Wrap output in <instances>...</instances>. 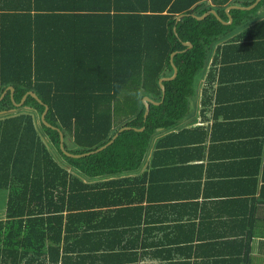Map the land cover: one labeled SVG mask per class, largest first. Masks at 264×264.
Instances as JSON below:
<instances>
[{
	"label": "trees",
	"instance_id": "obj_1",
	"mask_svg": "<svg viewBox=\"0 0 264 264\" xmlns=\"http://www.w3.org/2000/svg\"><path fill=\"white\" fill-rule=\"evenodd\" d=\"M253 1L0 0V94L6 89L0 97V188L6 189L0 264H138L143 249L162 245L146 240L148 229L141 235L139 226L97 223L96 214L119 204L140 217L133 205L142 198L135 195L143 193L146 169L140 170L148 156V168L154 163L160 131L187 112L214 46L209 65L224 42L264 37L258 12L264 0L230 8L229 23L212 13L194 15L214 9L227 21L228 5ZM179 13L185 14L176 20ZM173 51L176 74L162 81V92L159 78L173 73ZM212 72L209 67L206 84ZM29 90L43 103L27 94L15 106ZM144 95L158 101L149 103L145 117ZM44 103V118L54 127L40 119ZM123 125L131 128L99 151L75 157L60 147L59 130L63 148L82 153ZM101 232L140 242L113 248L99 243ZM152 252L175 264L171 255Z\"/></svg>",
	"mask_w": 264,
	"mask_h": 264
},
{
	"label": "crops",
	"instance_id": "obj_2",
	"mask_svg": "<svg viewBox=\"0 0 264 264\" xmlns=\"http://www.w3.org/2000/svg\"><path fill=\"white\" fill-rule=\"evenodd\" d=\"M258 12L263 18L264 9ZM214 50L187 112L160 131L154 163L148 168V156L140 170L146 169L143 193L135 195L142 198L133 204L140 217L119 204L96 214L97 223L139 226L141 235L149 230L148 242L161 241L143 249L138 264L166 262L152 251L171 255L175 264H264V37L224 42L209 65ZM103 233L99 243L113 248L140 242Z\"/></svg>",
	"mask_w": 264,
	"mask_h": 264
},
{
	"label": "water",
	"instance_id": "obj_3",
	"mask_svg": "<svg viewBox=\"0 0 264 264\" xmlns=\"http://www.w3.org/2000/svg\"><path fill=\"white\" fill-rule=\"evenodd\" d=\"M258 1H259V0H254L252 3H250L249 5H246V6L235 5V4H230V5H228V6L226 7V10H227L226 13H227V15H228V20H227V21L222 20V19L220 18V16L216 13V11H215L214 9H210L209 11H206V12L202 13L201 15H194V16H195L196 18H203V17H204L205 15H207L208 13H212V14H214V15L216 16V18H218L219 20H221L223 23H229V22H231V20H232L231 15H230L229 12H228V10H229L230 8H233V7H237V8H251V7H253ZM184 14H185V13H179V14H177L175 19L178 20V19H179L180 17H182ZM183 43H184L185 45H187L188 47L191 45V43H190L189 41H183ZM174 52H175V51L171 52V54H170V63L172 64V67H173V73H172L170 76H163V77H160V78H159V85H160V88H161L162 92L164 91V85H163L162 81L165 80V79L172 78V77H174V75L176 74V67H175V65L173 64L172 59H171V57H172V55H173ZM8 88H9V90H10V95H11V94H12V90H13V88H12L11 85H9ZM5 91H6V89L3 90V92L0 94V97H2V96L5 94ZM27 94H29V95H31L32 97H34V98H35L37 101H39L40 103H43V102L41 101V99H40V98H39V97H38L33 91L29 90V91H27V92L21 97V99H20L19 102H15V101H13L14 105H15V106H19V105H21V104L23 103V101H24V99H25V97H26ZM142 102H143V104H144V106H145L144 117H145V116L147 115V113H148L149 103H158V101H155V100L151 99V98L148 97L147 95H144V96L142 97ZM47 108H48V106L44 103V109H43L42 113L40 114V119H41V121H42L44 124H46V125H48V126H52V125H51L50 123H48V122L45 120V118H44V115H45V113H46V111H47ZM3 113H5V110H0V114H3ZM52 127H54V126H52ZM127 128H131V126H128V125L120 126V127L114 132V134L111 136V138H110L106 143L102 144L101 146H99V147H97V148H95V149H92V150H89V151H85V152H82V153H71V152L65 150V149L63 148V145H62L63 134H62V132L59 130L60 147H61V149L63 150V152H64L65 154L69 155V156H75V157H78V156H82V155L90 154V153H93V152H96V151H99V150L103 149L106 145H108L109 143L112 142V140L116 137V135L118 134L119 131H121V130H123V129H127ZM142 128H143V127H140V128H137V129H142Z\"/></svg>",
	"mask_w": 264,
	"mask_h": 264
},
{
	"label": "rangeland",
	"instance_id": "obj_4",
	"mask_svg": "<svg viewBox=\"0 0 264 264\" xmlns=\"http://www.w3.org/2000/svg\"><path fill=\"white\" fill-rule=\"evenodd\" d=\"M6 202V189L0 188V218L4 217Z\"/></svg>",
	"mask_w": 264,
	"mask_h": 264
}]
</instances>
